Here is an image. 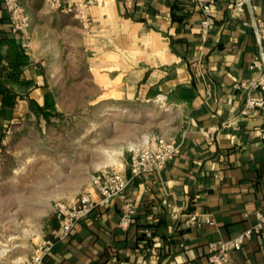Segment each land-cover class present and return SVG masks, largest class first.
<instances>
[{"label":"crops","instance_id":"crops-1","mask_svg":"<svg viewBox=\"0 0 264 264\" xmlns=\"http://www.w3.org/2000/svg\"><path fill=\"white\" fill-rule=\"evenodd\" d=\"M71 1L83 0H63ZM250 1L257 5L254 15L264 19V0ZM20 2L30 19L29 49L11 31L0 0V95L19 100L11 110L0 107V132L9 116L28 111L24 97L41 102L45 89L53 92L47 66L54 60L70 62L79 47L90 79L103 93L119 94L105 110L129 111L126 105L138 102L140 141L127 146L129 151L157 133L182 140L158 172H141L122 194L77 221L54 242L43 264H208L211 240L240 233L255 222L257 209L264 210L259 136L264 113H241V82L259 73L249 67L259 42L244 23L251 20L248 6L236 14L231 0H216L215 23L204 37L200 8L191 0H94L87 5L88 22L72 11L50 10L45 0ZM20 48L27 61L19 64L13 55ZM209 128L211 139L205 136ZM128 155L119 165L110 163L127 176ZM127 195L138 208L124 229L118 219ZM193 212L198 222H185ZM210 214L214 224L204 221ZM54 215L51 208L42 234L12 264H22L36 243L57 228L50 223ZM229 255L228 264H264V236L252 234Z\"/></svg>","mask_w":264,"mask_h":264},{"label":"rangeland","instance_id":"rangeland-1","mask_svg":"<svg viewBox=\"0 0 264 264\" xmlns=\"http://www.w3.org/2000/svg\"><path fill=\"white\" fill-rule=\"evenodd\" d=\"M47 68L60 114L47 122L22 110L0 132V264L34 245L56 201L85 188L91 173L118 164L140 141L138 102L128 103L129 111L105 110L119 94L103 93L90 79L79 47L70 62Z\"/></svg>","mask_w":264,"mask_h":264},{"label":"built area","instance_id":"built-area-1","mask_svg":"<svg viewBox=\"0 0 264 264\" xmlns=\"http://www.w3.org/2000/svg\"><path fill=\"white\" fill-rule=\"evenodd\" d=\"M2 1L8 12L11 31L19 35L22 47L31 48L30 19L26 8L20 0ZM191 1L200 8L201 35L205 37V34L215 23L216 0ZM92 2L94 0L71 1L69 3H64L63 0H45V4L50 10L72 11L83 22H88L90 19L87 5ZM231 2H233L232 11L236 14L242 13L248 6L251 20L246 19L244 23L252 26L253 33L259 42L258 53L249 64L251 69H259V73L256 77L241 82V86L245 90L241 113L258 109L264 113V19L254 15L257 8L256 3H252L250 0H231ZM2 104L3 99L0 95V107ZM9 121L12 122L13 118ZM210 130L211 128L205 131V136L209 139H211ZM259 136L264 143V121L260 127ZM181 144L182 140L175 136L157 133L130 149L127 162L129 176L122 174L110 164L91 173L89 186L78 190L72 201L58 200L54 203L53 210L58 218L57 228L52 230L50 236H43L36 243L37 245L31 253L22 260V264H43V256L50 251L54 242L67 236L77 221L89 216L96 205L108 204L114 196L122 194L130 179L141 174V172H158L180 150ZM93 190L98 193V199L94 197ZM120 208L118 225L126 229L131 225L137 212V202L131 195H127ZM204 221L209 224L215 223L211 214L205 216ZM185 222H198L197 214L195 212L188 214ZM252 234L264 236V210L262 209L255 211V222L240 233L228 239H215L208 243L206 255L208 264H228L230 250L239 249L244 240Z\"/></svg>","mask_w":264,"mask_h":264},{"label":"trees","instance_id":"trees-1","mask_svg":"<svg viewBox=\"0 0 264 264\" xmlns=\"http://www.w3.org/2000/svg\"><path fill=\"white\" fill-rule=\"evenodd\" d=\"M12 42L14 45H16V43H17L16 40H12ZM13 59H14V62L19 63V64L25 63L27 61V58H25V52L23 51L22 48H20V50H18L17 53H14ZM29 82L31 84H35V83H32V80H29ZM41 85L47 86L46 83H43ZM44 92H45V94H44V97H43L41 102L37 101L33 97H28V96L24 97V100L26 101V107L28 109V111H27L28 113L32 114L34 116V118L37 120L39 118L43 117L45 121L49 122L52 115L60 114V111L55 106L53 92H51L48 89L47 90L45 89ZM18 101L19 100L16 99L15 97H6V98H3V106L6 107V110H11L12 107ZM12 116H9L7 120H9V118H11ZM14 116H15V114H14ZM2 137H3V135L1 134L0 135V144H1V138ZM50 223L53 227H57L58 218L56 215L50 217ZM45 255L43 256V259H44ZM43 263H44V261H43Z\"/></svg>","mask_w":264,"mask_h":264}]
</instances>
